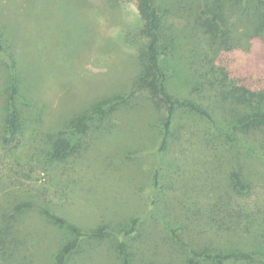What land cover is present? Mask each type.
I'll return each instance as SVG.
<instances>
[{"label":"rangeland","instance_id":"obj_1","mask_svg":"<svg viewBox=\"0 0 264 264\" xmlns=\"http://www.w3.org/2000/svg\"><path fill=\"white\" fill-rule=\"evenodd\" d=\"M193 1L174 6H181V17L162 57L168 90L205 100L194 88L209 57L219 75L264 89V45L252 37L211 44L188 15ZM136 21L134 0H0V234L14 204L31 201L83 228L122 232L136 217L137 231L125 239L132 264H183L192 245L264 249V189L256 186L264 184V159L181 108L169 146L159 151L162 110L149 93H131L145 64ZM10 105L19 114V134L5 143ZM98 108L75 149L51 158L53 140L72 139V120ZM237 164L253 184L249 197L228 194L226 174ZM214 202L240 226L220 232L208 226ZM12 225L8 237L18 240L17 249L4 255L0 243V264H53L57 243L70 236L34 208L15 213ZM165 225L179 226L181 240L166 235ZM113 240L82 241L67 264H121ZM226 264H264V256Z\"/></svg>","mask_w":264,"mask_h":264},{"label":"trees","instance_id":"obj_2","mask_svg":"<svg viewBox=\"0 0 264 264\" xmlns=\"http://www.w3.org/2000/svg\"><path fill=\"white\" fill-rule=\"evenodd\" d=\"M137 11L136 31L144 45L145 64L132 84L131 93L135 90L150 94L156 106L162 110L161 136L159 151L164 152L172 137V118L176 109H186L198 114L208 121L212 128L218 129L227 138L229 144L245 150L249 154L264 159V89H251L236 79L227 77L226 73L219 75L213 64L212 57L204 63L205 68L199 77L195 92H202L205 100H195L175 96L168 90V72L162 64V57H167L172 45L174 19L178 9L174 8L181 0H134ZM188 15L193 17V25L203 32L207 40L217 46L230 45L232 41L242 42L247 37L257 38L264 45V0H196L190 3ZM230 4V5H229ZM233 7V9L231 8ZM217 43V44H216ZM209 44V45H211ZM1 48V46H0ZM16 92V84L12 82L10 97ZM103 108L94 112L83 113L71 122L74 137L68 139L58 135L52 142L50 157L62 159L75 149L76 139L86 130L87 121L93 113H99ZM19 114L12 106L5 117V143L19 134ZM229 196L249 197L253 193V184L246 179L241 165L237 164L226 174ZM264 189V184H256ZM264 196V192L260 195ZM219 203L220 200H218ZM222 204V203H221ZM224 205H227L225 203ZM214 202L205 220L220 232L225 227L240 226L234 220L220 214V208ZM37 209L55 226L68 230L69 237L61 239L52 254L53 264H67L70 255L79 251L80 244L86 239H102L105 235L112 237L121 264H132L133 252L129 250L126 238H131L137 231L138 220L130 217L128 228L122 232L112 228H83L66 217L54 213L48 207H42L33 202L23 201L12 207L6 227L0 234V243L4 247L3 254L10 255L17 249L18 240L8 237L15 213L26 209ZM227 210V209H226ZM225 210V211H226ZM231 212V211H230ZM229 213V211H228ZM228 219V220H227ZM257 221V220H256ZM241 223V222H240ZM164 226L166 235L181 240L177 233L179 226ZM215 236L216 233H212ZM183 264H226L230 260H263L264 249L243 250L221 249L190 246Z\"/></svg>","mask_w":264,"mask_h":264}]
</instances>
